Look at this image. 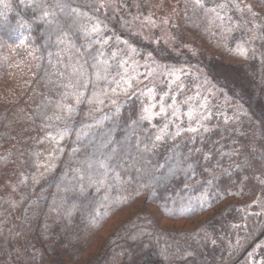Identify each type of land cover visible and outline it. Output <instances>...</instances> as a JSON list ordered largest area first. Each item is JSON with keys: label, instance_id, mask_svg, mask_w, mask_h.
<instances>
[{"label": "trees", "instance_id": "1", "mask_svg": "<svg viewBox=\"0 0 264 264\" xmlns=\"http://www.w3.org/2000/svg\"><path fill=\"white\" fill-rule=\"evenodd\" d=\"M102 1L0 0V264H264V0H177L189 60Z\"/></svg>", "mask_w": 264, "mask_h": 264}, {"label": "rangeland", "instance_id": "2", "mask_svg": "<svg viewBox=\"0 0 264 264\" xmlns=\"http://www.w3.org/2000/svg\"><path fill=\"white\" fill-rule=\"evenodd\" d=\"M109 2V3H108ZM103 6L110 7L112 3L110 0L102 1ZM177 4V0L166 2V0H132L130 8V16L135 20V25L142 38L146 41L155 44V47L164 54L174 56L175 58L189 60L191 58V48L187 45H181V43L173 36L169 30L168 15L171 13ZM126 13L129 14L128 9ZM125 64L128 69L135 75L141 72L143 75L141 82L145 83L150 78L158 73L155 72L160 68H155L154 71L147 67L144 62L138 63L135 60L126 59ZM165 81L163 82L162 91L165 92L167 86L170 84L171 79H175L181 76L174 77L173 70H164ZM176 72V71H174ZM218 74L226 82L233 84L239 93H243L247 88L249 82L247 78L236 70L229 69L225 66H218ZM183 73V71H180ZM168 83V84H165ZM188 106V100L181 104L180 107ZM214 212H209L204 215L198 216L191 220L182 221H166L160 220L155 216L158 225L169 231H190L209 219Z\"/></svg>", "mask_w": 264, "mask_h": 264}, {"label": "water", "instance_id": "3", "mask_svg": "<svg viewBox=\"0 0 264 264\" xmlns=\"http://www.w3.org/2000/svg\"><path fill=\"white\" fill-rule=\"evenodd\" d=\"M263 236V234H261L259 237H258V239H256L248 248H247V250L245 251V253L246 252H248L251 248H252V246L261 238ZM244 253V254H245Z\"/></svg>", "mask_w": 264, "mask_h": 264}, {"label": "snow or ice", "instance_id": "4", "mask_svg": "<svg viewBox=\"0 0 264 264\" xmlns=\"http://www.w3.org/2000/svg\"><path fill=\"white\" fill-rule=\"evenodd\" d=\"M196 3H197L198 6H201V7L203 6V5L200 3V0H196Z\"/></svg>", "mask_w": 264, "mask_h": 264}]
</instances>
